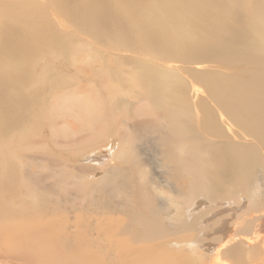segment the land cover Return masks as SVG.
<instances>
[{"label":"bare ground","instance_id":"1","mask_svg":"<svg viewBox=\"0 0 264 264\" xmlns=\"http://www.w3.org/2000/svg\"><path fill=\"white\" fill-rule=\"evenodd\" d=\"M263 230L264 0H0V264H264Z\"/></svg>","mask_w":264,"mask_h":264},{"label":"rangeland","instance_id":"2","mask_svg":"<svg viewBox=\"0 0 264 264\" xmlns=\"http://www.w3.org/2000/svg\"><path fill=\"white\" fill-rule=\"evenodd\" d=\"M252 214H258L259 215V213L257 212V213H252ZM261 214V213H260ZM262 234H264V230L261 232ZM212 257V256H211ZM220 260H221V258H220ZM222 262H224V260L223 261H220V263L221 264H223ZM225 263H226V261H225Z\"/></svg>","mask_w":264,"mask_h":264}]
</instances>
